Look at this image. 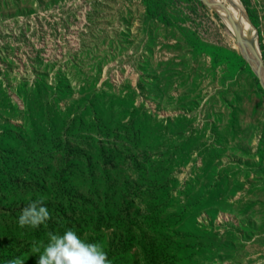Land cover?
I'll return each instance as SVG.
<instances>
[{"label":"rangeland","instance_id":"obj_1","mask_svg":"<svg viewBox=\"0 0 264 264\" xmlns=\"http://www.w3.org/2000/svg\"><path fill=\"white\" fill-rule=\"evenodd\" d=\"M232 1L0 0V264L68 228L111 264H264V0Z\"/></svg>","mask_w":264,"mask_h":264},{"label":"clouds","instance_id":"obj_2","mask_svg":"<svg viewBox=\"0 0 264 264\" xmlns=\"http://www.w3.org/2000/svg\"><path fill=\"white\" fill-rule=\"evenodd\" d=\"M51 219L50 212L42 199L31 202L25 207L19 218L20 227H39ZM48 243L33 244V251L40 253L37 264H111L102 244L89 243L80 238L75 230L68 228L61 235L49 232ZM24 258L15 257L6 261V264H24Z\"/></svg>","mask_w":264,"mask_h":264},{"label":"bare ground","instance_id":"obj_3","mask_svg":"<svg viewBox=\"0 0 264 264\" xmlns=\"http://www.w3.org/2000/svg\"><path fill=\"white\" fill-rule=\"evenodd\" d=\"M233 5H234V8L237 10L239 9V6H238V2L237 0H233ZM239 11V10H238ZM240 22V21H239ZM247 29V27H246ZM247 32V31H246ZM249 33V32H247ZM248 43H249V47H248V53H249V57L251 60H253V62L255 63V65L257 66V69L260 71L262 69V67H260L259 65V62H258V57H257V54L254 50V47H255V37L253 35V33H250V36H249V39H248ZM253 44V46H252ZM245 49V48H244ZM242 50V49H241ZM243 53V52H242ZM254 67V66H253Z\"/></svg>","mask_w":264,"mask_h":264},{"label":"water","instance_id":"obj_4","mask_svg":"<svg viewBox=\"0 0 264 264\" xmlns=\"http://www.w3.org/2000/svg\"><path fill=\"white\" fill-rule=\"evenodd\" d=\"M241 1V0H240ZM242 3V2H241ZM244 12H245V10H244ZM248 19V18H247ZM249 21V20H248ZM250 23V22H249ZM251 24V23H250ZM252 26V25H251ZM253 27V26H252ZM254 29V28H253ZM255 30V29H254ZM256 32V31H255ZM256 39H257V33H256ZM240 40V39H239ZM252 46H253V44H252ZM254 47V46H253ZM254 50H255V52H256V54H257V57H258V62H259V65H260V67H262L263 69H264V63H263V61H262V59H261V56H260V51H259V47H258V45L256 46V47H254Z\"/></svg>","mask_w":264,"mask_h":264}]
</instances>
